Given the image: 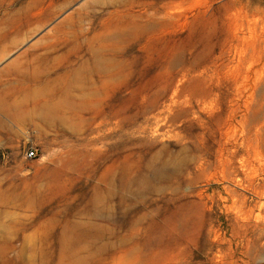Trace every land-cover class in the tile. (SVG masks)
I'll use <instances>...</instances> for the list:
<instances>
[{"label":"rangeland","instance_id":"rangeland-1","mask_svg":"<svg viewBox=\"0 0 264 264\" xmlns=\"http://www.w3.org/2000/svg\"><path fill=\"white\" fill-rule=\"evenodd\" d=\"M54 1L0 0V264H264V0Z\"/></svg>","mask_w":264,"mask_h":264},{"label":"bare ground","instance_id":"bare-ground-1","mask_svg":"<svg viewBox=\"0 0 264 264\" xmlns=\"http://www.w3.org/2000/svg\"><path fill=\"white\" fill-rule=\"evenodd\" d=\"M69 0H63L61 3H59L57 6H60V7H65V5H67V4H69V3H67ZM67 3V4H66ZM55 4V1L54 0H51V2L47 5L48 7H50L51 6V9H53L52 8V6ZM31 6V5H30ZM32 7V6H31ZM28 8V7H27ZM56 8V7H55ZM58 9V8H57ZM59 10V9H58ZM51 11V10H50ZM56 12V9H54V10H52V13L53 12ZM40 13H41V10H40ZM9 14V13H8ZM43 14V13H42ZM11 15H13V14H11ZM37 15V14H36ZM36 15L35 16H33V17H35L36 18ZM41 15V14H40ZM39 15V16H40ZM16 16V15H15ZM30 16H32V15H30ZM38 16V15H37ZM42 16V15H41ZM46 16H47V14H46ZM73 16V15H72ZM23 13L22 14H17V16L16 17H14V18H12V17H9V16H7L6 17V19H5V22L7 23V25H9V24H15V23H21V21H22V19H23ZM49 17V16H48ZM37 19V18H36ZM38 20H40L39 19V17H38ZM47 20V19H46ZM32 21V20H31ZM42 21H44V20H42ZM25 22V21H24ZM36 22V21H35ZM27 23V22H26ZM29 23H31V22H29ZM37 23V22H36ZM44 23V22H43ZM42 23V24H43ZM41 24V25H42ZM13 26H15V25H13ZM29 26V25H28ZM34 26V25H33ZM37 26V25H36ZM8 27V26H7ZM7 27H2V28H0V30H3V35H8L9 34V30L10 29H8ZM31 28V27H30ZM33 28V27H32ZM34 28H36L35 26H34ZM27 29H28V27H27ZM26 31V30H25ZM32 31V29L30 30V32ZM58 31V30H57ZM85 31H86V29H85ZM24 33V32H23ZM13 35H15V34H13ZM23 35V34H22ZM27 35V34H26ZM56 35V34H55ZM1 36H2V34H1ZM17 38V37H16ZM78 38V37H77ZM86 38V37H85ZM41 39V38H40ZM42 39H44V37L42 38ZM74 39V38H73ZM76 39V38H75ZM39 40V39H38ZM46 40V39H45ZM50 40V39H49ZM66 40V39H65ZM39 42H40V40H39ZM39 42L37 43V44H39ZM52 42H53V40H52ZM1 43V42H0ZM3 43H4V41H3ZM12 44L10 45V47H9V50L11 49V48H13L15 45H16V43L14 42V41H12L11 42ZM36 43V42H35ZM9 44V43H8ZM57 46V45H56ZM37 47V46H36ZM40 47V46H39ZM58 47V46H57ZM64 47V46H63ZM66 47V46H65ZM68 47V46H67ZM59 48H61L60 46H59ZM81 48V47H80ZM45 50V49H44ZM47 50V49H46ZM49 50V49H48ZM51 50H53V49H51ZM55 50V49H54ZM53 50V51H54ZM80 50H82V49H80ZM5 51V50H4ZM28 51V50H27ZM26 51V52H27ZM53 51H51V52H53ZM74 51V50H73ZM48 52V51H47ZM50 53V52H49ZM55 53V52H54ZM76 54V53H75ZM35 55V54H34ZM47 55H48V53H47ZM69 56V55H68ZM3 57H4V55H3ZM26 57V53H23L22 55H20L16 60H14L12 63H10L9 65H8V67H7V69H10V68H13V67H15L16 65H17V63H22V61H23V59ZM66 57V56H65ZM50 58V57H49ZM31 67V66H30ZM7 71V70H6ZM50 71V70H49ZM4 72H5V69H4ZM3 72V73H4ZM11 72V71H10ZM9 73V72H8ZM20 77V76H19ZM3 78V77H2ZM7 79H8V77H6ZM38 79V78H37ZM39 80V79H38ZM2 81H4V79H2ZM8 81V80H7ZM31 81H32V79H31ZM11 82V81H10ZM13 83V82H12ZM23 83V82H22ZM21 83V84H22ZM33 83H34V80H33ZM4 84H5V82H4ZM19 84V83H18ZM23 85V84H22ZM17 86V85H16ZM30 86V85H29ZM1 87H4V86H1ZM0 87V88H1ZM11 88V87H10ZM10 88H7V89H10ZM19 88V87H18ZM23 88V87H22ZM36 88V89H35ZM33 87V89H35V90H37V87ZM19 89H17V91H18ZM24 90V89H23ZM22 90V91H23ZM7 91V90H6ZM21 91V92H22ZM5 92V91H4ZM3 92V93H4ZM29 92V91H28ZM8 94V93H7ZM5 95V94H4ZM13 95H15V93H13ZM9 96H10V94H9ZM21 96L23 97V95L21 94ZM21 96H19V99H20V101H22L21 100ZM12 98V97H11ZM9 99L8 97H6V96H2V95H0V133H7L8 131H9V129L6 127V126H11L12 124L13 125H15L14 123H18V122H20V121H26L27 120V116H29V115H26L24 112H23V110L22 109H20V106H23V103H21V102H19V101H17V100H19V99H16V97L14 98V99ZM17 98H18V96H17ZM27 99H28V96H27ZM27 101V100H26ZM50 101H51V99H50ZM23 102V101H22ZM56 103V102H55ZM62 103H64V102H62ZM57 104V103H56ZM52 105V104H51ZM50 105V106H51ZM52 107H53V105H52ZM57 107H59V106H57ZM55 110H56V108H55ZM28 112H29V109H28ZM28 112H27V114H28ZM54 112H56V111H54ZM30 114V113H29ZM48 115V114H47ZM31 116H33V113L31 114ZM36 117H38L40 120L41 119H46V113H39V112H37L36 111ZM53 117L54 116H52V118L51 119H53ZM35 118V117H34ZM31 119V118H30ZM38 119V120H39ZM50 119V120H51ZM29 120V119H28ZM27 120V121H28ZM32 120V119H31ZM30 121V120H29ZM48 121V120H47ZM8 122H10V123H12L11 125H10V123H8ZM45 122V121H44ZM18 125H19V123H18ZM22 125H23V123H22ZM20 126V125H19ZM13 129V128H12ZM15 133H16V131H15ZM11 134V133H10Z\"/></svg>","mask_w":264,"mask_h":264},{"label":"built area","instance_id":"built-area-1","mask_svg":"<svg viewBox=\"0 0 264 264\" xmlns=\"http://www.w3.org/2000/svg\"><path fill=\"white\" fill-rule=\"evenodd\" d=\"M29 156L35 155V152L33 150H30L28 153Z\"/></svg>","mask_w":264,"mask_h":264}]
</instances>
